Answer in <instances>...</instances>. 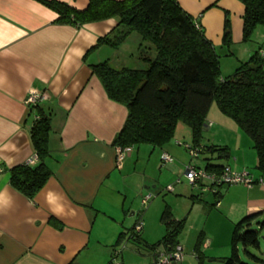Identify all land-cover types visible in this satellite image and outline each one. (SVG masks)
<instances>
[{"label":"crops","instance_id":"1","mask_svg":"<svg viewBox=\"0 0 264 264\" xmlns=\"http://www.w3.org/2000/svg\"><path fill=\"white\" fill-rule=\"evenodd\" d=\"M57 1L81 10L89 0ZM177 2L201 27L219 57L235 59L238 66L256 47L264 52V28L257 29L251 44L242 41L244 6L239 0ZM226 13L232 40L228 48L223 44ZM57 18L56 11L36 0H0V264H88L92 249L96 253L97 249L103 250V260L109 259L110 263L116 236L124 234L128 239L140 218L138 211H125L127 195L122 185L142 161L146 166L154 162L153 167L160 169V177L149 173L147 167L143 169L145 189L161 187L162 182L171 185L181 170V162L175 159L181 150L171 142L161 148L147 144L129 147L122 165L117 164L113 140L128 111L108 97L90 65L109 59L102 60L98 54L108 46H94L118 27L119 20L108 18L77 28L58 24ZM130 38L141 44L139 36L133 34L123 44ZM32 93L42 96L38 104L51 117L50 156L46 162L53 174L30 200L11 186L9 170L36 157L30 133L35 119L30 106L34 103L28 102ZM186 129L178 126L176 136L179 130L188 131L190 136ZM215 142L212 146L219 145ZM163 153L169 154L173 162H164ZM163 175L165 181H161ZM177 188L180 190V186ZM242 188L246 192L245 205L241 210V195L234 194L237 200L227 208L228 217L264 210V186ZM236 190L220 189V196L212 198L213 206L226 209V197ZM190 199L193 208L201 205L198 194ZM189 228L194 231L197 226L190 222ZM199 233L207 235L204 230ZM94 236L97 239L93 242ZM179 245L185 252L180 241ZM145 251L149 254L148 264H153L155 251ZM179 264L188 263L183 258Z\"/></svg>","mask_w":264,"mask_h":264},{"label":"trees","instance_id":"2","mask_svg":"<svg viewBox=\"0 0 264 264\" xmlns=\"http://www.w3.org/2000/svg\"><path fill=\"white\" fill-rule=\"evenodd\" d=\"M36 1L58 13L56 23L77 28L117 18L118 27L99 38L94 48L103 45L119 48L136 33L141 39L140 46L145 45L147 50L150 45L148 50L154 51L153 56L141 57L144 63L141 68H115L108 60L90 65L108 97L128 111L113 140L114 146L147 144L161 148L175 138L178 126L184 125L190 130L192 146L200 152L203 130L211 126L206 124L207 114L215 103L251 139L257 156L256 170L259 178H264V52H260V46L231 75L222 77L215 47L177 0H89L81 10L57 0ZM239 1L244 6L242 41L251 44L257 29L264 28V0ZM231 43L226 13L223 44L228 48ZM30 111L35 114L30 133L36 161L10 168L9 180L13 188L32 200L53 172L46 162L50 156L51 117L38 102L30 106ZM206 149L217 152L220 158L229 156L226 147ZM225 167L229 165L208 162L203 169L220 175ZM213 193L220 196V191ZM160 221L165 234L151 245V250L158 246L175 248L186 221L175 219L169 206L162 211ZM139 233L133 228L128 240L139 239ZM124 239V234H120L118 242ZM111 257L110 262L115 258L114 250ZM222 263L264 264V210L246 215L234 224L231 255Z\"/></svg>","mask_w":264,"mask_h":264},{"label":"rangeland","instance_id":"3","mask_svg":"<svg viewBox=\"0 0 264 264\" xmlns=\"http://www.w3.org/2000/svg\"><path fill=\"white\" fill-rule=\"evenodd\" d=\"M133 36L139 35L134 33ZM129 40L130 41L126 44L122 43L119 48L104 47L100 49L98 53L100 54V58L102 60L109 58V63L113 67L120 68L123 63L128 65V67H144L139 58L148 55L145 45L141 47L140 44H137L132 38ZM219 60L221 61L220 70L222 77L231 75L237 68L235 59L221 56ZM207 117L208 121L206 124L211 122L212 125L205 127L203 130L201 145H199L201 148L198 156L193 157L188 149V145H191V147L194 148V146H192L193 141L190 137L191 135H188V131H186V133L179 130V135L169 141L181 150L179 157L175 158L177 160L179 159L178 161L181 162V170L175 181L171 184L174 188L173 191L166 189L167 186L165 182H162V186H158L156 189L144 188V184H142V171L145 167H147L149 173L156 177L159 176V168L156 170V168L153 167L154 162L151 161L147 166L146 162L142 161L136 169L137 172L129 176L126 185H122V187H126L123 188L125 193H122L127 195L124 204L125 211H138V213H140L138 222H142V225H144L142 232H140V239L131 241L126 238L118 242V234L113 244V249L117 254L113 261L108 263L107 260L109 259L103 260V250L97 249L96 253L93 252L94 249H92L91 256L89 253L88 264H122L123 260L125 264H148L149 254L145 250H151V245L160 241L165 234L164 225L160 223V216L161 212L168 206L174 215L186 221L185 228L179 237V241L186 248L184 252L185 263L223 264L222 260L230 257L233 227L234 224L240 220L241 216L243 217L244 211L237 214V216L232 213L233 215H230L231 217H228L226 212L228 211L227 208L230 203H233L234 199L237 200L235 197L236 194L239 196L241 195V205H239V207L242 210L243 205H245V197H243V195L246 193L242 186L245 188L247 186L243 182L230 185L215 184V191L227 189L228 187H231L235 191L237 188V192L231 191L226 197V209L223 207L222 209H217L213 206L214 201L212 198H214V193L213 191L210 192V190H208V187L211 186V181L205 177L199 181L201 185L197 183L193 186L187 180L185 171L189 165L197 168L200 166V168L203 169L205 163L209 160L212 163H228L230 165L229 167H232V171H245L249 173L251 177L258 178L259 174L256 170L257 156L251 139L233 120L219 111L215 103L211 105ZM185 128H187L186 130L189 129L186 126ZM214 140L216 141V144H219L214 146L217 149L229 147L228 157L220 158L217 152L207 151L206 148L212 146ZM224 145H227L228 147ZM165 177L166 175H163L161 181H165ZM176 186H180L181 192H178L180 190H178L179 188ZM174 191H176V193ZM149 194L152 195L151 199L146 206H142L143 197ZM192 194H198V202H200L201 205H197L193 208L192 200L190 199ZM151 206H153V208L147 215L146 213ZM232 216L235 217L236 220H233ZM231 221L235 222L231 223ZM190 222H193V224L197 226L196 230L193 231L189 228ZM200 230H204L207 235L199 233ZM101 234H104V232ZM94 235L97 238L99 236L96 233H94ZM95 236L93 242L97 239Z\"/></svg>","mask_w":264,"mask_h":264},{"label":"built area","instance_id":"4","mask_svg":"<svg viewBox=\"0 0 264 264\" xmlns=\"http://www.w3.org/2000/svg\"><path fill=\"white\" fill-rule=\"evenodd\" d=\"M42 100V96L38 93H32L28 98L29 103H36ZM211 125V124H209ZM189 151L191 152L192 156L195 157L198 155L199 150L197 148H192L188 146ZM129 148L116 146V161L118 166L122 165V162L126 158L128 154ZM162 159L164 162L172 163L173 158L167 154L163 153ZM36 161V157L32 158L28 161L29 164H33ZM186 178L190 184L193 186L202 178H208L211 181V186L208 187V190L216 192L214 189V185H230V184H237L243 182L247 188H253L256 185L264 186V178H256L251 177L249 173L243 172H234L230 167H225L223 172L220 175H216L213 173H207L204 169H199L194 166L189 165L185 171ZM179 181V180H178ZM169 191H173V185L167 186ZM151 199V195L144 196L142 199V203L145 205ZM142 229V222H138L134 228V232H140ZM115 257L117 256L116 252L114 251ZM184 258V249L181 245H177L175 248L170 249L165 246H158L155 250V260L153 264H179L183 261ZM113 261V260H112ZM120 264V263H115Z\"/></svg>","mask_w":264,"mask_h":264}]
</instances>
